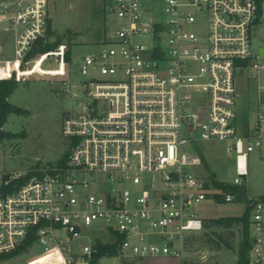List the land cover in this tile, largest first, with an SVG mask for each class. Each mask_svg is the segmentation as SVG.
<instances>
[{
  "label": "built area",
  "instance_id": "2783aa9c",
  "mask_svg": "<svg viewBox=\"0 0 264 264\" xmlns=\"http://www.w3.org/2000/svg\"><path fill=\"white\" fill-rule=\"evenodd\" d=\"M104 4L118 29L80 64L93 79L73 92L76 106L64 116L66 160L0 185V255L35 235L49 259L67 264H94L99 242L115 257L182 259L187 236L206 227L198 206L242 201L202 174L198 144L229 142L231 185L246 184L250 153L264 147V110L252 129L236 125L238 73L252 71L263 93L264 53L252 41L261 39L264 0ZM49 22V0H0L1 80L26 77ZM48 53L67 63L64 47ZM75 87L63 81L67 92ZM247 199V264H264V195Z\"/></svg>",
  "mask_w": 264,
  "mask_h": 264
},
{
  "label": "rangeland",
  "instance_id": "374dc122",
  "mask_svg": "<svg viewBox=\"0 0 264 264\" xmlns=\"http://www.w3.org/2000/svg\"><path fill=\"white\" fill-rule=\"evenodd\" d=\"M49 14L53 34L46 36L54 42L59 36L63 42L55 50L72 48L70 63H56L48 52H39L26 77L23 76L9 102L27 111L12 113L0 132L11 133L12 138L0 135V185L4 176L24 173L42 165L60 161L67 151L63 135L64 116L76 106L73 92L80 91L84 82L93 79V73L82 75L80 64L95 53L99 45L112 38L118 29L115 15H111L104 0H49ZM261 39L253 38V49L264 53V24L259 26ZM53 50V51H55ZM51 52V51H49ZM5 68L0 66V81ZM66 80L76 86L72 92L63 88ZM264 85L263 81L260 83ZM237 126L252 129L258 110H264V91L258 92V82L252 71L238 73ZM246 129L244 134H247ZM264 143V137H263ZM229 142H200L198 154L203 158L202 174L209 179L231 185L236 177L235 151L228 149ZM197 152V151H196ZM264 147L262 152L252 150L249 157V175L242 186L250 197L264 195ZM232 186V185H231ZM246 195V196H248ZM248 199L232 203L207 201L196 208L207 218L206 227L198 234L188 235L184 257L121 258L105 257L101 264H238L244 239L242 222L218 223L225 217H240L246 210ZM106 238V236H104ZM0 264H67L61 258L47 260L43 247L34 244L27 251L8 256Z\"/></svg>",
  "mask_w": 264,
  "mask_h": 264
},
{
  "label": "trees",
  "instance_id": "16d2710c",
  "mask_svg": "<svg viewBox=\"0 0 264 264\" xmlns=\"http://www.w3.org/2000/svg\"><path fill=\"white\" fill-rule=\"evenodd\" d=\"M53 34L52 31V23H51V19L49 22V28H48V32H47V36H51ZM63 42V37L59 36L56 41L54 42H48L46 40V38L42 39L37 47V52H49V51H53L56 48H58V46ZM65 60L67 63H70L72 61V48L70 46H68L66 53H65ZM19 86V82L13 78V79H9V80H1L0 81V128L3 127L10 114L12 113H17V114H26L27 111L17 107L15 105H13L12 103L9 102V98L11 97V95L15 92V90L18 88ZM1 137L3 138H12L14 137L13 134L11 133H5V132H0ZM68 155V151H66V153L64 154V156L62 157V159L60 160L61 162L65 161ZM31 177V174L25 178H22L18 181H16L14 183V185H20L23 184L24 182H26L29 178ZM210 180L212 182V184L214 185L215 188L217 189H223L225 191H235V192H239L240 194V200H243L245 198H247V193L245 191L244 188L242 187H233L231 185L228 184H224L221 183L219 181L216 180V178L214 177V175L212 174L210 176ZM12 188V187H11ZM9 188V189H11ZM223 203V202H220ZM214 222H218V223H234V222H242L243 227H244V239H243V244H242V249L240 252V259L238 261V264H247L248 263V257H249V250H250V224H251V215L249 210H246L244 212V214L240 217H236V216H231V217H225V218H221L218 220H213ZM207 223V222H206ZM36 241V237L35 235H33L30 239L27 240L25 247H23L21 250L17 251L16 253L13 254H8V255H0V260L7 258L8 256H12L15 254H18L22 251H27L29 250L31 247L34 246ZM98 254L95 257V261L94 264H99V259L101 258H105V257H115L116 256V251L115 249L110 246L109 244H102V243H98Z\"/></svg>",
  "mask_w": 264,
  "mask_h": 264
},
{
  "label": "bare ground",
  "instance_id": "6f19581e",
  "mask_svg": "<svg viewBox=\"0 0 264 264\" xmlns=\"http://www.w3.org/2000/svg\"><path fill=\"white\" fill-rule=\"evenodd\" d=\"M44 254H45V257H46L47 260H53L54 258H56V257H53L52 259H49L48 258L49 253H44Z\"/></svg>",
  "mask_w": 264,
  "mask_h": 264
}]
</instances>
